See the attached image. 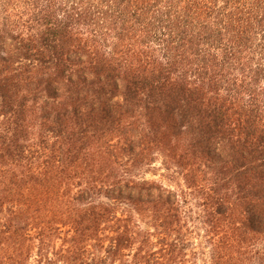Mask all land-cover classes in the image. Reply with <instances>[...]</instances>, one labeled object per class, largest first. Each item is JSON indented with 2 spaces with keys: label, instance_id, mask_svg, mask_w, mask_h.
Listing matches in <instances>:
<instances>
[{
  "label": "trees",
  "instance_id": "1",
  "mask_svg": "<svg viewBox=\"0 0 264 264\" xmlns=\"http://www.w3.org/2000/svg\"><path fill=\"white\" fill-rule=\"evenodd\" d=\"M206 245L264 264V0H0V264Z\"/></svg>",
  "mask_w": 264,
  "mask_h": 264
},
{
  "label": "rangeland",
  "instance_id": "2",
  "mask_svg": "<svg viewBox=\"0 0 264 264\" xmlns=\"http://www.w3.org/2000/svg\"><path fill=\"white\" fill-rule=\"evenodd\" d=\"M155 167L159 168V165H156ZM146 178L151 179L152 177L146 176ZM155 179H157V178H155ZM208 250H209V247H208V245H206L204 256L198 261V264H211L210 259H209V255H208Z\"/></svg>",
  "mask_w": 264,
  "mask_h": 264
}]
</instances>
